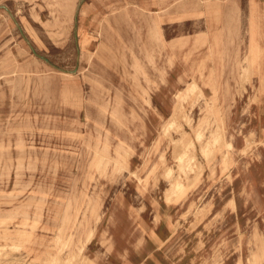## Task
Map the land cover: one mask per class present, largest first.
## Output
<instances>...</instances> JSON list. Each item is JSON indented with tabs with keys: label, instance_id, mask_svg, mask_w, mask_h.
Returning a JSON list of instances; mask_svg holds the SVG:
<instances>
[{
	"label": "rangeland",
	"instance_id": "obj_1",
	"mask_svg": "<svg viewBox=\"0 0 264 264\" xmlns=\"http://www.w3.org/2000/svg\"><path fill=\"white\" fill-rule=\"evenodd\" d=\"M0 264H264V0H0Z\"/></svg>",
	"mask_w": 264,
	"mask_h": 264
},
{
	"label": "bare ground",
	"instance_id": "obj_2",
	"mask_svg": "<svg viewBox=\"0 0 264 264\" xmlns=\"http://www.w3.org/2000/svg\"><path fill=\"white\" fill-rule=\"evenodd\" d=\"M179 158V157H178ZM17 173V172H16ZM180 196L178 195V196H176V199H178ZM170 198V197H169ZM5 217V216H4ZM35 221H37V220H35ZM2 250V249H1Z\"/></svg>",
	"mask_w": 264,
	"mask_h": 264
}]
</instances>
